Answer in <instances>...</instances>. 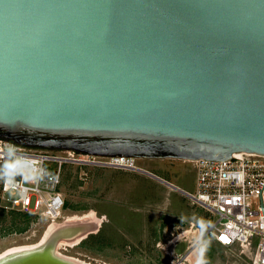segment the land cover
Here are the masks:
<instances>
[{"label":"water","instance_id":"1","mask_svg":"<svg viewBox=\"0 0 264 264\" xmlns=\"http://www.w3.org/2000/svg\"><path fill=\"white\" fill-rule=\"evenodd\" d=\"M0 139L97 159L264 156V0H0ZM67 234L0 264H84L56 255Z\"/></svg>","mask_w":264,"mask_h":264},{"label":"rangeland","instance_id":"2","mask_svg":"<svg viewBox=\"0 0 264 264\" xmlns=\"http://www.w3.org/2000/svg\"><path fill=\"white\" fill-rule=\"evenodd\" d=\"M136 165L174 187L194 192L192 163L136 160ZM100 168L105 167L77 163L62 166L61 191L68 208L63 209V218L56 223L65 229L69 224L62 225L64 218L82 217L91 211L103 222L96 233L97 223H90L87 227L94 233L83 243L61 246L57 255L85 264H191L185 257L199 236L193 234L191 224L187 229L181 223L195 221L203 214L212 223L216 217L192 206L177 190H170L138 171H134L139 174L130 182L121 178L118 186H112L111 177L99 172ZM6 206L0 199V254L11 248L38 244L52 223L35 218L27 230L16 232L24 222L17 216L18 211L12 213L15 210ZM201 232L200 237L204 238L196 247L199 264H250L249 251L222 248L212 242L207 229Z\"/></svg>","mask_w":264,"mask_h":264},{"label":"built area","instance_id":"3","mask_svg":"<svg viewBox=\"0 0 264 264\" xmlns=\"http://www.w3.org/2000/svg\"><path fill=\"white\" fill-rule=\"evenodd\" d=\"M68 158L71 162L47 150L0 139V199L6 202V208L54 224L63 218L66 203L61 191L63 164L139 169L131 158ZM192 165L196 174L194 192L179 188L178 192L216 217L207 235L222 248L249 251L250 264H264V156L240 154L228 162L196 161Z\"/></svg>","mask_w":264,"mask_h":264},{"label":"bare ground","instance_id":"4","mask_svg":"<svg viewBox=\"0 0 264 264\" xmlns=\"http://www.w3.org/2000/svg\"><path fill=\"white\" fill-rule=\"evenodd\" d=\"M238 155H240V154H235V156H238ZM101 221L102 220L95 217V215L92 211L89 214L87 213L86 215H83L82 217L74 216V217L64 218V222L62 223V225H68L69 224V227H65V229H61L60 228L61 225H58L57 223L51 224L48 227V229L46 230L44 236L42 237L41 241L38 244L33 245V246H21V247H15V248L8 249V250L4 251L3 253H1L0 257H3L4 255H7V254L23 251V250L33 249V248L37 247V245L44 244L49 237L57 235L58 233H61V232L69 233L67 235L70 236L71 238H69V239L64 238V239L60 240L58 242L56 250H55V253H56V251L63 245L75 246V245L79 244L80 241L85 239L86 236L84 234H80V233L78 234V232L75 231L76 229L79 228V226L80 227H87V226H90L89 225L90 223L91 224L97 223V225H99L101 223ZM79 224H81V225H79ZM185 233H187V231ZM71 234H74V235L72 236ZM56 255H57V253H56ZM57 256H59V254ZM59 257L66 259V260H71V261H75L78 263H83V262L78 261L76 259L64 257L62 255H60ZM187 260L190 261L191 264H199L197 254H196V245L192 246L190 252L187 255Z\"/></svg>","mask_w":264,"mask_h":264},{"label":"crops","instance_id":"5","mask_svg":"<svg viewBox=\"0 0 264 264\" xmlns=\"http://www.w3.org/2000/svg\"><path fill=\"white\" fill-rule=\"evenodd\" d=\"M99 170V172H105L108 176H107V178L108 177H111V184H112V186H118L119 185V181H120V179L122 178V179H125V181H127V182H130V180L132 179H135L136 178V174H139V173H137V172H134V171H129V170H123V169H115V168H100V169H98ZM104 172H103V174H104ZM140 174H142V173H140ZM143 175H145V174H143ZM154 175H156V174H154ZM146 177H149V176H147V175H145ZM150 178V177H149ZM152 179V178H151ZM195 179H196V174H195ZM154 180V179H153ZM166 181V180H165ZM168 182V181H167ZM169 183V182H168ZM164 185V184H163ZM164 186H166V185H164ZM167 188H169L170 190H172L170 187H168V186H166ZM194 190H195V183H194ZM190 202V201H189ZM191 204V203H190ZM192 206H194L195 208H199V209H201L203 212H206L205 214H208L207 213V211L206 210H204L203 208H201V207H199V206H197V205H193V204H191ZM168 216L169 215H171V214H167ZM171 217H173L172 215H171ZM207 218L208 217H204V214H203V216H199L198 218H197V220H195V221H193V220H190L189 222H187V223H181V225L182 226H184L185 228H187V229H189L190 228V224H191V230L193 231V234L194 235H196V236H199L198 238H197V240L200 238V235H201V231H202V229H209V227H210V223H208V221H207ZM212 221V220H211ZM101 226H102V224H101ZM188 231H190V230H188ZM187 231V232H188ZM196 240V241H197ZM212 242L214 243V240L212 239ZM215 244V243H214ZM189 253V252H188ZM188 255V254H187ZM187 255H186V257L185 258H187Z\"/></svg>","mask_w":264,"mask_h":264},{"label":"trees","instance_id":"6","mask_svg":"<svg viewBox=\"0 0 264 264\" xmlns=\"http://www.w3.org/2000/svg\"><path fill=\"white\" fill-rule=\"evenodd\" d=\"M64 208H68V202L65 203V207ZM11 212L15 213L16 211H11ZM16 214L24 222L22 226L17 227L16 232H23V231L27 230L29 225H30V223L32 221H34V219L36 218V217H33V216L22 214L20 212H16ZM82 243H83V241H82Z\"/></svg>","mask_w":264,"mask_h":264},{"label":"flooded vegetation","instance_id":"7","mask_svg":"<svg viewBox=\"0 0 264 264\" xmlns=\"http://www.w3.org/2000/svg\"><path fill=\"white\" fill-rule=\"evenodd\" d=\"M50 152L59 155V157H61L62 160H65L67 162H71V160H69V158H68V155H76V156L78 155V154L73 153V152H71V154H68L65 152H54V151H50ZM102 222H103V220H102ZM102 222L100 224H102Z\"/></svg>","mask_w":264,"mask_h":264}]
</instances>
